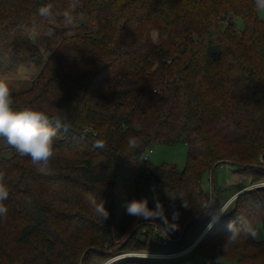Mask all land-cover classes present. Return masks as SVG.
Instances as JSON below:
<instances>
[{
	"label": "trees",
	"instance_id": "1",
	"mask_svg": "<svg viewBox=\"0 0 264 264\" xmlns=\"http://www.w3.org/2000/svg\"><path fill=\"white\" fill-rule=\"evenodd\" d=\"M69 3L0 0V76L40 69L28 89L12 93V108L32 106L53 126L57 116L69 126L59 129L46 168L0 138V172L10 189L0 264H102L116 252L152 250L151 232L142 228L164 225L127 215L126 204L147 198L154 208L153 197L169 222L179 213V229L167 232L174 240L155 246L183 250L213 215L201 209L206 174L229 164L250 183L264 181V20L254 0H80L68 23ZM47 4L54 14L45 20L37 9ZM179 142L189 148L181 172L148 163L155 144ZM232 185L234 195L241 192L234 210L200 238L188 264H264V240L241 235L225 244L230 223L262 222L264 229V186L243 193L247 184ZM89 193L105 201L107 220L90 208ZM174 259L113 264H183Z\"/></svg>",
	"mask_w": 264,
	"mask_h": 264
},
{
	"label": "clouds",
	"instance_id": "2",
	"mask_svg": "<svg viewBox=\"0 0 264 264\" xmlns=\"http://www.w3.org/2000/svg\"><path fill=\"white\" fill-rule=\"evenodd\" d=\"M255 7L259 10H264V0H254ZM80 6V0H70L69 10H66L63 15L66 22L72 23L74 12ZM40 17L45 20L53 17V5H41L37 9ZM14 103L10 85L6 79H0V138L5 140L9 146L15 149L16 153L21 157H30L33 165H43L46 168L55 155L54 141L58 136V131L63 127L64 132L69 129L68 124H61V118L55 117V126L49 121V116L43 111L37 110L32 106H26L19 110H14ZM130 147L135 148L137 141L134 137L128 138ZM42 170V169H41ZM10 189L5 183V173L0 172V217H6L8 208L5 201L9 198ZM183 199V195L180 196ZM154 208L149 207L147 198L132 199L126 204V214L135 217L137 220L157 221L163 225V231L167 234L168 231L179 229V213L173 212L172 221L169 222L165 215V209L162 203L155 197ZM86 200L90 208L96 215L102 217L103 220L109 218V211L105 207V201L98 200L91 193L87 194ZM214 201L212 199L201 202V209L206 213L211 208ZM182 207L188 208V202L183 200ZM218 214L213 216V222L218 221L220 215L226 214L229 209L228 205H221L217 210ZM230 235L226 239L225 244L235 243L241 235L251 238L257 237L256 229L246 220L241 219L240 226L237 227L233 223L228 225Z\"/></svg>",
	"mask_w": 264,
	"mask_h": 264
},
{
	"label": "rangeland",
	"instance_id": "3",
	"mask_svg": "<svg viewBox=\"0 0 264 264\" xmlns=\"http://www.w3.org/2000/svg\"><path fill=\"white\" fill-rule=\"evenodd\" d=\"M258 15L261 19L264 20V10H259L258 9ZM236 28L238 31H242L244 28V22L242 18L238 17L234 19ZM32 40L34 43L37 44V46L40 48L42 51V54L45 55V42L37 37V34L33 33L32 34ZM45 57V56H44ZM40 71L39 67L35 65H30L29 67L21 69L18 73L10 76H0V79H6L10 85L11 93L13 92H20L25 89H28L33 82V79L38 75V72ZM188 146L183 143H175V144H163V143H158L155 144L151 148V152H147L149 156V164L152 165H173L176 166L178 171H182L187 163L188 159ZM4 155L6 157H9L12 155V150L7 149L4 151ZM145 163L141 162L138 166V169L141 170L143 169ZM251 178V177H250ZM240 183L242 185L247 184L245 189L242 191L243 193L264 186V181H260L257 183H250L249 179L243 175L242 173L236 172L233 167L229 164H222L219 165L214 169L212 173L206 174L204 177V183H203V189L205 193L208 196V199H212L214 203L212 204L211 208L208 210L207 214L212 213L213 215L210 217L209 221L207 222V225L204 227L202 234L198 237L203 238L205 234H209L211 231H213L216 226V222H213V216L218 214V209L220 208L221 205H228L229 211L226 214L220 215L221 217L224 215H227L231 210H234V205H235V198L237 197L238 194L241 192H237L238 194L234 195L233 191L231 188L233 187L232 184H237ZM214 187L216 188H222L223 192L218 193L217 195L214 192ZM233 194V195H232ZM216 201V202H215ZM218 204L219 207H215ZM205 212V211H203ZM202 212V213H203ZM206 213V212H205ZM146 221H144L145 223ZM143 223V222H142ZM141 225V222L137 225H135L134 229L137 228V226ZM256 231H257V237L254 238L255 240H264V229H263V224L262 222H257L253 226ZM197 239V240H198ZM173 240V239H172ZM196 240V241H197ZM192 243L191 245H193ZM190 245V246H191ZM188 246V247H190ZM188 247H186L184 250H186ZM157 250H156V249ZM182 250L178 251H159L158 247L155 246V244L152 247V250L146 249V250H141V251H127V252H116L113 253L105 262L102 264H113L114 262L117 263L120 260L127 258V257H138V258H145V259H150V258H160V256H163L164 254H172L175 252H178L179 254L173 256V257H163L165 260H171L175 258L174 260H180L183 264H188L190 262V259H187L189 256V251L186 250V252L181 254ZM130 255V256H129ZM177 258V259H176Z\"/></svg>",
	"mask_w": 264,
	"mask_h": 264
},
{
	"label": "built area",
	"instance_id": "4",
	"mask_svg": "<svg viewBox=\"0 0 264 264\" xmlns=\"http://www.w3.org/2000/svg\"><path fill=\"white\" fill-rule=\"evenodd\" d=\"M145 158H147V157H145ZM146 229L151 232L150 239H151L152 243L155 244V245L167 246L169 244V242L172 240V239L169 238V236L162 229L158 228L157 226H152L150 228H142V232H145ZM199 240H200V238L197 241H195L194 244L191 245L190 247H188L186 250H191ZM186 250H184V251L182 250L181 254L186 252ZM177 254H179V253L178 252H175V253H172V254L167 253V254H164L163 256L159 255V257H161V258H163V257H173V256H175Z\"/></svg>",
	"mask_w": 264,
	"mask_h": 264
}]
</instances>
